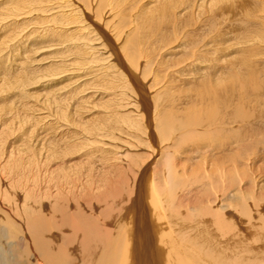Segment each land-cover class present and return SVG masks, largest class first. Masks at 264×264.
Listing matches in <instances>:
<instances>
[{
    "label": "bare ground",
    "instance_id": "obj_1",
    "mask_svg": "<svg viewBox=\"0 0 264 264\" xmlns=\"http://www.w3.org/2000/svg\"><path fill=\"white\" fill-rule=\"evenodd\" d=\"M239 2L0 0V237L27 257L13 264H264V190L242 185L264 162L256 25L234 24L247 46L232 51L227 25L186 28Z\"/></svg>",
    "mask_w": 264,
    "mask_h": 264
},
{
    "label": "rangeland",
    "instance_id": "obj_2",
    "mask_svg": "<svg viewBox=\"0 0 264 264\" xmlns=\"http://www.w3.org/2000/svg\"><path fill=\"white\" fill-rule=\"evenodd\" d=\"M125 1H129V2H133L134 4V9L133 10H129L128 11V13L130 14V15H133L135 12H137L136 10H138L137 8L139 7V9H141L143 6H146V5H148L149 6V4L150 5H154L155 4V0H125ZM251 1H252V3H254L253 4V6H252V3H251ZM149 2V3H148ZM152 2H153V4H152ZM241 2V1H240ZM239 2V6H234V7H232L234 10H235V16L233 17V19L230 17V18H228L227 19V21H225V22H216L217 21V18H215V17H217V13H213V11H209L208 13L206 12V13H203L202 15H201V22L204 20H206V19H213L212 21H214L213 23H211V24H213V25H215V26H213V25H210L209 27H208V24H206V25H202V26H198V25H196L194 22H195V17L193 16L192 17V19H189L190 20V25H188L186 28H196V30H197V33H200V35H203L204 34V32L206 33V32H208V31H210L208 34H212L213 32H215V30L218 28V27H222V26H219V25H221V24H223V25H227L228 27H229V32H231V33H229L228 34V37H230V38H232V39H230V38H228L229 40H231V42H233L232 44H234V45H231L230 47H231V51H232V49L233 48H235V49H237V48H239V47H242V45L244 44V43H239V44H242L241 46L238 44V41L237 40H241V38H242V34H240V30H238V31H235L234 29H236V28H233V27H235V25L234 24H236V23H246V22H249V23H246V24H244V26H247V25H249V27L252 25L253 26V24L255 23V29H257L256 31H253L252 32V34H255V35H258L259 36V38L258 39H256V41L254 42V44H257L258 45V47L259 48H256V49H258V50H256L254 53L255 54H253L252 55V57L250 56V58H252L253 59V57H254V62L256 61V63H259V64H264V63H262V62H264V36L263 35H260L262 32L264 33V9L263 10H261L262 8H264V0H250V2H249V0H245V3H246V6L247 7H244L243 5H240L241 3ZM249 2V3H248ZM147 3V4H146ZM136 4V5H135ZM255 5V6H254ZM147 6V7H148ZM252 7L253 8H255V9H253L252 10ZM8 8L10 9V6H8ZM237 8V9H236ZM244 8V9H243ZM251 8V9H250ZM237 10V11H236ZM243 10V11H242ZM119 12H117L116 11V9H115V11L113 12V13H115V17H119V19H118V21H116V22H123L124 20H125V13L123 14L122 12H120V9L118 10ZM240 11H242V12H240ZM253 11V12H252ZM249 12V13H248ZM239 13V14H238ZM43 14V13H42ZM42 14H39L40 16L42 15ZM45 15L47 14L46 12L44 13ZM207 14V15H206ZM212 14H214V15H212ZM37 15V14H36ZM108 15L110 16V14H107V15H105V17H108ZM129 15V16H130ZM240 15H244V17L243 16H240ZM238 16H240V17H238ZM131 17V16H130ZM197 18V17H196ZM183 20H185V19H182L181 20V22H183ZM236 20H238V21H236ZM242 21V22H239V21ZM186 21H188V20H185V22ZM204 21L201 23V24H204ZM231 21V22H230ZM21 22V21H20ZM116 22H113L112 24H115ZM126 23H128V21L126 20L125 21ZM180 22V23H181ZM208 22V21H207ZM207 22H205V23H207ZM254 22V23H253ZM252 23V24H251ZM111 24V25H112ZM183 24V23H182ZM218 24V25H217ZM263 24V25H262ZM133 25V23H131V24H129V27L130 26H132ZM231 25H232V27H231ZM258 26H259V28H258ZM129 27H127V28H129ZM212 27H214V28H212ZM231 27V28H230ZM257 27V28H256ZM28 29H29V27H27ZM199 28V29H198ZM204 28V29H203ZM212 28V29H211ZM216 28V29H215ZM223 28L225 29V26H223ZM261 28H262V30H261ZM27 29V30H28ZM123 29H125V27L123 28ZM215 29V30H214ZM232 29V30H231ZM259 29V30H258ZM128 30V29H127ZM26 31V29H24V31L23 32H25ZM216 31H218V30H216ZM243 31V30H242ZM261 31V32H260ZM114 32H116L115 30H114ZM236 32H239V33H236ZM242 33V32H241ZM257 33V34H256ZM262 33V34H263ZM2 34V33H1ZM0 34V35H1ZM125 34H127V32L125 33ZM172 34V33H171ZM240 34V35H239ZM233 35V36H232ZM232 36V37H231ZM237 38H236V37ZM241 37V38H240ZM122 41H124V40H118L117 42L118 43H120V42H122ZM162 42H163V44H164V40H162ZM246 44V43H245ZM243 45V46H247V45ZM237 45H239V47H235V46H237ZM242 49V48H241ZM243 50V49H242ZM260 50V51H259ZM262 50V51H261ZM50 51H52V52H54L55 53V49H50ZM234 51V50H233ZM259 51V52H258ZM258 52V53H257ZM259 54H262V55H259ZM87 55V54H86ZM255 55H256V57H255ZM89 56V55H88ZM158 56H160V55H158ZM141 59L143 58L142 56H139ZM255 58H257V60H255ZM262 58V60H260ZM141 59H139L138 58V62H139V60L140 61H142ZM144 59V58H143ZM251 59V60H252ZM154 62H159L158 60H153ZM144 63V62H143ZM143 63H142V66H143ZM253 63V62H252ZM141 64V63H140ZM153 68L155 67V68H157V66H155V63L153 64V66H152ZM97 68L94 66V64H91V65H86L85 66V68H83V69H81V71H80V74H82V78H81V81H80V83L79 84H82V86H83V84L86 82V81H82V79L83 78H85V79H91L93 76H91V74H90V70H93L94 72H96L95 70H96ZM163 72V71H162ZM78 75H80L79 74V72L77 73ZM142 77V76H141ZM146 77H148V78H146ZM151 75H146V76H144V78H146V80L148 81V80H150L151 79ZM160 78V77H159ZM85 79H83V80H85ZM165 79V78H164ZM164 79L162 80V82L160 81V83L158 84V86L160 85V84H163L164 82ZM150 81H152V79L150 80ZM149 81V82H150ZM85 87H87V86H85ZM95 89H91V88H89V90L87 89V91H85L86 92V94H90V92H92V91H94ZM96 92V93H95ZM95 92H92V94L91 95H94V98L97 100V101H99V99L98 98H100V97H103L104 96V94H102L101 95V93H99L98 91H96L95 90ZM99 93V94H98ZM98 94V95H97ZM2 95V92L0 91V96ZM100 95V96H99ZM94 102H95V100H94ZM168 104V101L166 102V105ZM5 109V108H4ZM1 112H3V111H0V113ZM98 113H101V112H98ZM9 130V129H8ZM12 131H13V141H15L14 142V146H17L19 143H20V140H17V139H19V136H20V134L22 133V127H20V129L18 130L15 126H13L12 127ZM174 134H175V132L174 133H170L168 136L170 137V138H174ZM16 136H18V137H16ZM165 140L166 141H168L169 142V140H167L166 138H165ZM164 142V141H163ZM257 160V159H256ZM255 160V165L254 166H251V170L250 169H248L249 171H250V173L251 172H253V173H255L254 175L255 176H253V173H249V172H247V176H245L244 178L245 179H243V183H242V185L244 184V187H246V188H251L252 186V181H251V177H254V179L256 178V181L258 180V182H260V183H257V187H256V190H255V192L256 193H258L259 191H260V189H263L264 190V162H262L261 160H257L256 161ZM257 162V163H256ZM260 162H262V163H260ZM259 166H258V165ZM262 165V166H261ZM250 167V166H249ZM253 167V168H252ZM255 167V168H254ZM252 169H254V170H252ZM258 171H256V170ZM261 169V170H260ZM263 169V170H262ZM247 169L245 168V171H246ZM260 170V171H259ZM256 171V172H255ZM261 172V173H260ZM262 173H263V176H262ZM250 175V176H249ZM252 175V176H251ZM261 175V176H260ZM257 176V177H256ZM260 176V177H259ZM249 177V178H248ZM262 177V178H261ZM258 178V179H257ZM260 184H261V186L262 187H259L260 186ZM249 188V189H250ZM260 188V189H259ZM248 190V189H247ZM262 190V191H263ZM258 191V192H257ZM233 192L234 191H232L231 192V194H230V196H233ZM260 193V192H259ZM263 193H264V191H263ZM262 193V194H263ZM248 196H249V194H248ZM117 211V210H116ZM116 211H112V214L114 213H118V211L116 212ZM11 233V232H10ZM10 233H6V234H4L2 237H0V244H1V249H0V254H2V256H4V261H5V264H13V263H15V262H19V261H25L26 259H27V257L25 256V251H23V248H21V247H19V248H21V249H18V248H15V246L12 244L11 245V239H14L13 237H10ZM7 236V237H6ZM9 243H8V242ZM11 245V246H10ZM14 249H13V248ZM12 249V250H11ZM11 251H13V252H11ZM33 255V253H31V256ZM34 257V255L32 256V258ZM27 264H30V263H27Z\"/></svg>",
    "mask_w": 264,
    "mask_h": 264
}]
</instances>
